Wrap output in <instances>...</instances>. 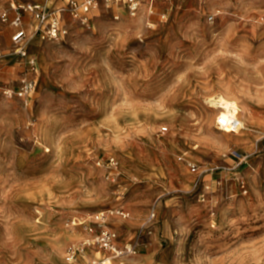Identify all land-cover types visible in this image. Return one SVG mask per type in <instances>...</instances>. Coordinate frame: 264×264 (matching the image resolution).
<instances>
[{"label":"rangeland","instance_id":"1","mask_svg":"<svg viewBox=\"0 0 264 264\" xmlns=\"http://www.w3.org/2000/svg\"><path fill=\"white\" fill-rule=\"evenodd\" d=\"M66 26L31 38L26 98L3 90L27 58H0V264H264V0L111 3ZM8 27L0 54L16 52ZM219 96L251 129L214 137ZM100 213L135 254L100 247Z\"/></svg>","mask_w":264,"mask_h":264},{"label":"built area","instance_id":"2","mask_svg":"<svg viewBox=\"0 0 264 264\" xmlns=\"http://www.w3.org/2000/svg\"><path fill=\"white\" fill-rule=\"evenodd\" d=\"M142 0H68L65 6L52 8L50 5L45 3H31L26 1L17 2L14 0L12 9L15 11L13 18L10 17V13L7 10L0 9V23H8L13 25L17 29L14 33L12 42L15 47V51L24 58H27L28 73L24 74L19 81L16 88H5L3 93L7 97L26 98L31 95L35 90V75L37 73L36 61L34 58L29 56L27 47L31 38L41 36L43 39L48 40H61L68 35V29L66 26V17H69L73 21L79 22L84 26L89 23L90 13L100 7L101 5L106 8H110L111 3H117L122 5L131 16H135L140 9ZM25 13H29L36 20V25L32 36L30 37L26 30L22 28L23 16ZM150 14L154 13L152 6L149 10ZM209 21H214V16L209 17ZM216 123L218 127L236 132L241 128V120L237 115L227 116L226 118L222 115L217 117ZM164 131L167 128L163 129ZM107 166L111 173L117 171L118 163L115 159H109ZM193 172L197 171V165L191 164L190 166ZM125 215L124 213H122ZM105 214L100 213L93 217L92 225L89 228L90 232H94V228L100 226L101 229L96 232V242L100 247L110 255L122 256L126 254H135V248L131 247L125 252L119 251L116 246V234L110 229L104 228ZM156 213L153 211L150 214L149 221H154ZM76 251H72L71 259H74Z\"/></svg>","mask_w":264,"mask_h":264},{"label":"bare ground","instance_id":"3","mask_svg":"<svg viewBox=\"0 0 264 264\" xmlns=\"http://www.w3.org/2000/svg\"><path fill=\"white\" fill-rule=\"evenodd\" d=\"M214 3V2H213ZM120 5V4H119ZM221 8V7H220ZM222 10V9H221ZM69 31V30H68ZM227 35V33H226ZM226 91L228 92L229 90L226 89ZM210 102L212 103L211 105L216 107V109L218 110L216 113H217V116L218 115H222L224 116L225 118L227 116H229V114L231 115H238L242 110L243 108L238 106V104H236V102H234L233 100H227L224 96H219L218 99H211ZM210 104V103H209ZM246 110V109H245ZM250 114L249 112L246 110V115L244 117V120L241 121V128H243L244 130H247V129H251L250 126H248L251 121L250 119ZM203 119V118H202ZM174 121V119H173ZM217 124V123H216ZM218 129L220 130L219 134H215L214 137L216 138H219V139H222V138H228L230 136H228L230 133H233L231 132L230 130H227V129H223V128H220L218 127ZM218 132V131H217ZM221 135V136H220ZM241 139V138H240ZM174 162V161H173ZM174 173V171H173ZM127 217V216H126ZM88 243V242H86ZM71 260V258L69 259ZM108 262V261H107ZM106 263V262H105Z\"/></svg>","mask_w":264,"mask_h":264},{"label":"crops","instance_id":"4","mask_svg":"<svg viewBox=\"0 0 264 264\" xmlns=\"http://www.w3.org/2000/svg\"><path fill=\"white\" fill-rule=\"evenodd\" d=\"M17 2H19L18 0H16ZM26 2H31V3H40V2H38V1H31V0H26ZM68 2V0L66 1V3ZM14 3V0H11V3H10V5H11V7H10V9H11V11L12 12H9L10 13V17L11 18H13L14 17V15H15V11L12 9V4ZM53 6V5H52ZM55 8H57L58 6H54ZM30 17V18H32L33 19V17H32V15L31 14H29V13H25L24 14V16H23V23H22V28H24L25 30H26V32H27V34L29 35V32H28V30H27V25H28V22L26 21L27 19V17ZM36 23V22H35ZM36 25V24H35ZM9 26L10 27H8L9 29V31H8V34L10 33L11 34V40H12V38H13V35H14V33L17 31V29L15 28V27H13V25H10L9 24ZM35 28V27H34ZM4 37H6V36H4ZM32 40V39H31ZM31 42V41H30ZM29 42V43H30ZM28 46H29V44H28ZM5 49H7V48H5ZM27 50H28V47H27ZM15 52V51H14ZM12 55H19L17 52H15V53H8V54H0V58H4V57H9V56H12ZM21 56V55H20ZM19 56V57H20ZM22 57V56H21ZM37 76V75H36ZM108 255V254H107ZM105 262H107V261H105ZM105 262H103V264H106Z\"/></svg>","mask_w":264,"mask_h":264}]
</instances>
